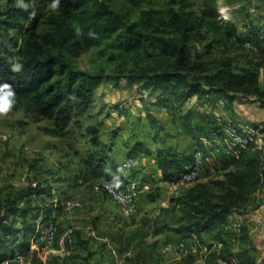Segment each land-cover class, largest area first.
Listing matches in <instances>:
<instances>
[{"label": "trees", "instance_id": "16d2710c", "mask_svg": "<svg viewBox=\"0 0 264 264\" xmlns=\"http://www.w3.org/2000/svg\"><path fill=\"white\" fill-rule=\"evenodd\" d=\"M128 1L132 7L120 11L114 0H6L0 9V85L7 83L12 90L10 107L21 110L30 121L49 120V126H41L47 135L66 137L71 133V123L81 126L79 119L94 104L97 87L113 82L103 67L94 72L76 69L71 56L80 49L108 46L119 57L133 58L135 66L129 78L140 83L141 91H152L149 99L142 97L141 104L155 135L165 128L153 106L167 111L193 141L191 149L182 155L157 152L161 180L178 175L196 150L202 152L204 160L216 153L219 165L215 168L217 175L221 174L220 178L196 183L177 198V204L188 209L186 224L157 226L155 220L151 235L163 230L183 235L215 231V239H222L217 263L222 259L229 264H258L251 252L248 227L225 231L223 226L230 215H246L264 202V198H256L264 190V148L225 142L213 112L218 97L230 104L239 101L264 108V29L256 21L255 10H245L241 31L234 20L221 22L209 5L196 11L183 1L168 10H143L140 0ZM201 44L207 56L214 45L220 46V55L202 57L198 52ZM16 64L19 69H14ZM136 106L111 108L119 116H128ZM225 145L233 146V150L226 152ZM97 146L84 161L101 170L107 156ZM171 168L175 172L169 171ZM111 170L107 180L121 183L118 168ZM46 196L53 201L40 199ZM55 197L52 186L44 185L37 176H30L26 186L4 196L0 201V260L6 253L15 257L12 243L20 236L21 253L30 255V264H42L37 251L29 249V240L35 233L36 215L41 212L48 218L62 207L60 198L54 201ZM149 234L140 230L127 234L126 251L144 244ZM229 244L237 246L231 250ZM154 247L156 242L151 252ZM80 257L83 261L77 264H99ZM127 259L133 264H158L160 256L148 262L137 252ZM179 264L200 263L188 254Z\"/></svg>", "mask_w": 264, "mask_h": 264}, {"label": "rangeland", "instance_id": "374dc122", "mask_svg": "<svg viewBox=\"0 0 264 264\" xmlns=\"http://www.w3.org/2000/svg\"><path fill=\"white\" fill-rule=\"evenodd\" d=\"M140 1L143 10L147 8L168 10L173 6L178 7L183 1L188 3L189 8L196 11L209 5L213 7L221 22L234 20L241 31L244 29L240 27V20L245 18V10L254 9L256 21L264 29V0ZM5 4L6 0H0V9ZM114 6L122 11L132 7V4L128 0H114ZM221 50L220 46L214 45L207 56L202 44L198 46V52L202 57L219 56ZM115 54L108 46L105 49L102 46H94L80 49L71 56V61L76 69L94 72L99 67H103L107 73L113 76V82L102 83L97 87L94 104L79 119L81 126L78 127L71 123V133L66 137L54 138L44 133L41 126H49V120L33 122L26 118L21 110H13L10 106L6 111L0 109V132L8 135L6 141L0 140V201L8 192L26 186L30 176H37L44 185L50 184L56 196L62 192L60 182L56 181L57 178L64 172L66 174L67 171H72V168H75L77 164L84 162L89 150L95 146L98 147L97 143L102 150L110 151L116 162L128 156L129 146L135 141H141L151 147H153V141L158 143L153 136L155 129L149 122L144 121L141 124L138 119L146 116L141 99L142 97L149 99L152 91L150 89L141 91L140 83L130 81L129 76L135 66L134 59L119 57ZM132 103L136 104L137 108H132L128 116L121 115L118 118L115 110H111L110 114H107L106 110L110 105H120L123 108ZM151 108L165 128L162 136L166 145L173 148L180 147L175 143L176 141H173V138L178 137L180 133L177 132L169 113L161 107L153 106ZM224 148L226 152L233 150L231 145H225ZM218 159L219 156L216 153L211 154L208 160H205L200 175L176 190L159 180H152L149 195L143 200H137L134 209L128 212L121 210L110 197L97 195H94V199L88 196L86 203L69 205L61 210V214H56L59 226L53 243L48 246H37L38 259L42 264H77L79 261H83L81 255L89 258L90 262H99V264H112L118 260L126 262V264H133L132 260L127 258L135 256L139 252L144 260L154 262L156 255H159L158 248L164 242L176 243L182 238L188 243L187 255H192L196 262L219 264L216 259L222 247L218 250L202 251L201 244L208 239L202 238L201 234L183 235L174 230H163L157 235H151L152 229L156 226L153 225L155 220L158 221L157 226L166 224L169 227H177L187 223L188 209L177 204V198L198 182L220 178L221 174L217 175L218 170L215 168V165H219ZM132 174L133 172L131 176ZM104 180H98L93 185ZM61 197L66 199L64 194ZM256 198L263 199L264 190L259 192ZM40 199L47 203L52 201V197L49 196ZM16 225L20 226V219L16 220ZM138 230L147 231L150 234L141 246L134 244V246H130V253L127 254L125 236L134 234ZM31 239L32 237L29 240V246ZM69 239L71 241L67 242ZM21 240L22 237L17 236L12 243L16 249L15 257H9V253H6L5 257L0 260V264H30V255H23L21 249L18 248ZM62 242L67 244L65 250L59 249ZM154 242H156V247L151 252L150 249ZM229 247L232 250L235 245L229 244ZM174 256L175 254L170 253L166 254L164 258L170 261Z\"/></svg>", "mask_w": 264, "mask_h": 264}, {"label": "built area", "instance_id": "2783aa9c", "mask_svg": "<svg viewBox=\"0 0 264 264\" xmlns=\"http://www.w3.org/2000/svg\"><path fill=\"white\" fill-rule=\"evenodd\" d=\"M254 9H250L253 11ZM247 47H252L246 43ZM216 104L224 108L226 107V100L218 97ZM217 122L221 126L224 141L228 144L246 147L253 145L258 150L264 148V126L245 123L232 118H224L217 116ZM8 135L0 132V140L6 141ZM218 144V143H217ZM204 157L200 150L194 151L191 161L184 169L171 180H161L160 182L166 184L172 189L176 190L181 185H185L195 180L201 173L204 166ZM139 165V160L134 156H128L118 166V175L121 178V183H116L105 179L101 183L93 185L94 190L104 191L109 197L121 208V210L128 212L134 209L136 198L140 192L139 182L131 176L132 171ZM56 200V199H55ZM57 201V200H56ZM35 233L32 236L30 243V250H37L38 245L48 246L53 243L59 222L57 217L52 214L48 218H44L42 213L36 215L34 218ZM246 227L255 226L260 233H264V210L259 214H253L248 219H229L223 226L225 231L238 229L240 226ZM71 240H67L70 242ZM66 243L62 242L59 245L60 250H65ZM222 247V243L216 239L205 241L201 244L202 251H209V249L218 250ZM189 251L188 243L185 240H179L176 243L166 242L159 248L160 260L158 264H179L180 261L187 255ZM175 254L170 261L166 260V254ZM219 264H229L222 259H218ZM116 264H123L122 261H117ZM144 264V263H141Z\"/></svg>", "mask_w": 264, "mask_h": 264}, {"label": "crops", "instance_id": "0c3cea01", "mask_svg": "<svg viewBox=\"0 0 264 264\" xmlns=\"http://www.w3.org/2000/svg\"><path fill=\"white\" fill-rule=\"evenodd\" d=\"M108 107L109 108L106 111L107 114L108 113L110 114V111L113 109L111 108L112 107L111 105ZM213 112L216 117L221 116L224 118H232L245 123L264 126V108H261L254 103H241L239 101H234L231 104L227 103L226 107L221 108L215 102ZM117 117L118 118L121 117L119 116L118 112H117ZM138 119L141 121V124H143L144 121L148 122L146 116L145 118L140 117ZM174 124L175 127L177 128V132L180 134L178 135V137L173 138V141H176L175 143L180 147L173 148L166 145L164 137L162 136V132H164L165 130L160 132L159 135L157 136L155 135V133H153V136L155 138L154 140H157L158 142L156 143L155 141H153V147L141 141L140 142L135 141L133 142V144L129 146L130 149L127 155L134 156L139 160V165L132 171L133 172L132 177L135 178L140 184V192L136 198V201L143 200L145 197L148 196L149 190L151 188L152 180L155 179V181L157 180L160 181L162 178V171L158 168L156 163V157L158 151L167 150L173 154L182 155L186 153L189 149H191L193 143L192 138L185 133L183 128L178 124V122L177 123L174 122ZM54 138H58V137H54ZM96 149L97 147L95 146L91 150H89V152L94 151ZM104 152L107 158L105 159L106 162L103 169L98 170L93 167H89L88 165H86L84 161L81 164H77L75 168H72V171H67L66 174L64 172L63 175L60 176V181L58 182H60L61 184L62 192L61 193L59 192V194H56V196L57 198H60L62 207L57 211L53 212V214L56 217L58 214H61L62 209L67 208L69 205L75 206V205H79L80 202L86 203L87 202L86 198L88 196L89 198H93V199H94V195L109 197V195L104 193L103 191H95L92 188L93 187L92 185L98 180L107 179L108 177L110 178L112 176V170H111L112 167L116 166L117 169L121 161L128 156H125L123 159L116 162L114 161L110 151L104 149ZM208 158L209 157H207L206 160H208ZM169 171L175 172V169L171 168ZM63 194L65 195L66 199H63L61 197ZM57 198L55 197V199ZM55 199L54 201H56ZM263 210H264V202H262L258 208L249 211L246 215L232 214L228 217V220L248 219L251 215L259 214ZM233 230L236 229H232L231 231ZM248 231H249L250 241L252 243V251H251L252 255L257 259L258 264H260V262L264 259V233H260L259 230L253 225L248 227ZM201 237L208 240L215 239L216 238L215 231L202 233ZM179 240H184V239L181 238ZM236 246L237 245H235V247ZM246 246L249 245L247 244ZM130 250L127 251V254L130 253Z\"/></svg>", "mask_w": 264, "mask_h": 264}, {"label": "clouds", "instance_id": "9594fccd", "mask_svg": "<svg viewBox=\"0 0 264 264\" xmlns=\"http://www.w3.org/2000/svg\"><path fill=\"white\" fill-rule=\"evenodd\" d=\"M14 69H19V65L16 64L13 66ZM0 109L7 110L12 103L10 97L13 95L11 88L7 83L0 85Z\"/></svg>", "mask_w": 264, "mask_h": 264}, {"label": "water", "instance_id": "95a60500", "mask_svg": "<svg viewBox=\"0 0 264 264\" xmlns=\"http://www.w3.org/2000/svg\"><path fill=\"white\" fill-rule=\"evenodd\" d=\"M260 264H264V259L260 262Z\"/></svg>", "mask_w": 264, "mask_h": 264}]
</instances>
